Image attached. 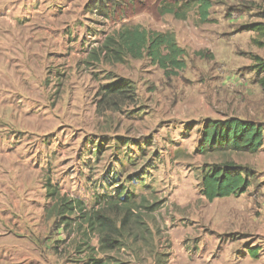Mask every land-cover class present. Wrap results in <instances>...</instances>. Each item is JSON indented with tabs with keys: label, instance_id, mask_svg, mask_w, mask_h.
<instances>
[{
	"label": "rangeland",
	"instance_id": "rangeland-1",
	"mask_svg": "<svg viewBox=\"0 0 264 264\" xmlns=\"http://www.w3.org/2000/svg\"><path fill=\"white\" fill-rule=\"evenodd\" d=\"M172 1L0 0V264H82L90 249L121 263L219 264V199L201 194V175L224 156L200 154L202 133L234 117L264 124L254 60L264 61V39L248 38L250 21L219 38V0L206 23L196 10L186 21L160 16ZM125 25L174 33L183 69L93 58ZM119 81L134 100L99 113L104 88ZM249 157L231 160L249 167ZM50 185L115 221L109 205L132 197L142 226L103 254L80 213L68 227L56 217Z\"/></svg>",
	"mask_w": 264,
	"mask_h": 264
},
{
	"label": "trees",
	"instance_id": "trees-1",
	"mask_svg": "<svg viewBox=\"0 0 264 264\" xmlns=\"http://www.w3.org/2000/svg\"><path fill=\"white\" fill-rule=\"evenodd\" d=\"M94 1L98 6H102L118 0H90L89 3ZM211 7L212 4L209 0H187L186 2L174 0L171 3L160 4L158 14L160 16L170 15L176 20L186 21L189 14L196 10L199 21L206 23ZM246 30L261 31L258 25L249 26ZM184 55L185 51L178 46L174 33L149 31L141 26L125 25L105 38L102 45L93 53V58L113 65L123 64L127 59L148 58L165 72H178L183 69L181 57ZM254 60L256 61L255 68L260 74H264V61L258 57H255ZM261 87L264 92V79ZM102 95L103 99L98 107L99 113L109 110L115 112L121 108L122 104L134 100L135 88L125 81H119L111 87H105ZM263 146L264 124L261 121L243 120L237 117L208 121L203 129L199 152L204 156L211 153H222L224 157L219 166L214 165L202 170L201 194L206 200L212 203L217 199L245 194L252 184L253 178H256L255 172L250 167L237 165L231 160V155H257ZM50 190L47 197L56 202L53 209L56 217L63 220V225L68 227L70 226V217L76 212L80 213L81 223L87 226L91 234L95 233L98 236L99 251L103 254L120 251L124 247L121 240L133 236L134 228L139 229L142 226L140 222L142 216L133 212L139 209L131 203L132 197H123L122 195L119 198L121 200H119V204L111 203L109 205V211H115L116 217L122 215L115 221L100 212L85 213L84 204L79 200L61 197L51 185ZM90 250L92 254L82 264H130L114 261V258L109 255L105 258H98L93 255L95 250Z\"/></svg>",
	"mask_w": 264,
	"mask_h": 264
},
{
	"label": "crops",
	"instance_id": "crops-1",
	"mask_svg": "<svg viewBox=\"0 0 264 264\" xmlns=\"http://www.w3.org/2000/svg\"><path fill=\"white\" fill-rule=\"evenodd\" d=\"M249 21L261 31H246L248 38L263 40L264 0H219V38L244 33ZM247 165L257 180L245 194L219 199V264H264V146Z\"/></svg>",
	"mask_w": 264,
	"mask_h": 264
}]
</instances>
